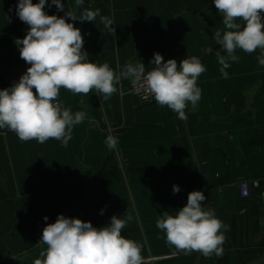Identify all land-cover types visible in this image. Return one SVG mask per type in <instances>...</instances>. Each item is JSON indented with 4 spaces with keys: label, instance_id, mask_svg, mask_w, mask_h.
I'll use <instances>...</instances> for the list:
<instances>
[{
    "label": "crops",
    "instance_id": "obj_1",
    "mask_svg": "<svg viewBox=\"0 0 264 264\" xmlns=\"http://www.w3.org/2000/svg\"><path fill=\"white\" fill-rule=\"evenodd\" d=\"M38 3L39 0H32ZM51 0L44 11L65 17L79 28L89 62L108 64L119 75L127 65L152 70L154 53L164 61L197 57L206 71L197 79L202 96L180 120L167 106L142 102L121 78L111 96L61 88V109L86 113L73 126L67 146L49 139L21 141L0 128V264H34L45 244L34 243L37 223L63 214L107 226L113 215L126 221L121 235L141 246L142 264H264V66L252 53L237 49L238 62L220 72L216 53L227 55L214 38L226 29L214 0ZM18 0H0V90L10 88L20 58L15 41L29 26L17 15ZM100 10L93 22L73 21L85 10ZM112 20L109 34L100 17ZM244 27L242 20H237ZM35 93V89L33 88ZM81 101L83 103H81ZM111 135L115 149L106 145ZM241 181L250 195L239 194ZM173 185L180 191L173 193ZM202 191L203 207L224 228L223 255L177 252L156 227L167 212L175 216L188 193ZM103 210V214H101Z\"/></svg>",
    "mask_w": 264,
    "mask_h": 264
},
{
    "label": "clouds",
    "instance_id": "obj_2",
    "mask_svg": "<svg viewBox=\"0 0 264 264\" xmlns=\"http://www.w3.org/2000/svg\"><path fill=\"white\" fill-rule=\"evenodd\" d=\"M47 2L39 0L34 4L32 0H18L17 15L29 30L15 43L20 58L31 66L19 82L0 90V128L7 127L21 141L36 140L43 144L55 139L67 146L73 126L82 123L86 113L73 114L70 108L61 109L56 102L60 89L83 95L95 90L107 98L117 91L115 84L121 78L131 79L133 86L146 85L160 106H167L180 120L188 119L187 104L190 102L195 108L202 96L197 79L206 67L200 59L186 58L178 66L175 59L165 62L161 54L154 53L150 62L154 67L147 73L145 65L138 63L127 65L117 75L106 63L98 66L88 61V54L82 51L84 40L80 29L66 22L65 17L46 14ZM83 3L84 0H76L77 7ZM51 4L64 10L61 0H51ZM214 4L229 29L223 35L220 31L214 34L227 54L216 53L222 76L228 77L225 69L230 67V61L238 62L237 49L250 54L259 48L261 54L257 60L264 66V0H214ZM65 15L73 21L93 22L100 10L85 9L79 17L72 11ZM100 20L109 34L114 35L112 20L106 16ZM237 20L244 22L242 30ZM117 143L111 135L106 139L109 149H115ZM179 191V186L173 185V193ZM205 199L202 191L189 192L186 205L175 216L165 212L156 227L165 232L167 243L177 252L196 251L205 257L215 253L222 257L225 236L220 230L225 225L203 207ZM125 223L113 215L107 226L96 228L91 222L58 215L54 223L43 228L40 242L47 247L40 253L43 259H36L34 264H142L141 246L121 235Z\"/></svg>",
    "mask_w": 264,
    "mask_h": 264
},
{
    "label": "built area",
    "instance_id": "obj_3",
    "mask_svg": "<svg viewBox=\"0 0 264 264\" xmlns=\"http://www.w3.org/2000/svg\"><path fill=\"white\" fill-rule=\"evenodd\" d=\"M148 72V71H147ZM146 72V73H147ZM130 92L135 95L140 101L142 102H147V103H150V102H155V99L154 97L151 95V93L148 91L147 89V86L144 85V86H140L139 84L136 85V86H133L131 87L130 89ZM59 103V105L61 106V102L60 100L57 99V101ZM239 194L241 197L243 198H247L249 197L250 195V184L248 181H241L240 184H239ZM56 221L55 220H47V221H39L37 223V226H36V230H35V233H34V243L35 244H42L40 242V239H41V236H42V231H43V228L47 225V224H50V223H54Z\"/></svg>",
    "mask_w": 264,
    "mask_h": 264
},
{
    "label": "water",
    "instance_id": "obj_4",
    "mask_svg": "<svg viewBox=\"0 0 264 264\" xmlns=\"http://www.w3.org/2000/svg\"><path fill=\"white\" fill-rule=\"evenodd\" d=\"M14 69H17V78L15 80V83L19 82L20 77L26 72V66L25 65H18Z\"/></svg>",
    "mask_w": 264,
    "mask_h": 264
}]
</instances>
